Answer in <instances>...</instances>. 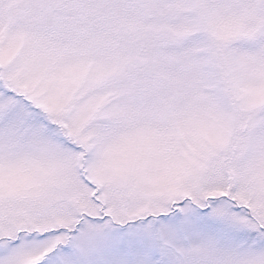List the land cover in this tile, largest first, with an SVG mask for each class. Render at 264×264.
Listing matches in <instances>:
<instances>
[{"label": "snow or ice", "instance_id": "1", "mask_svg": "<svg viewBox=\"0 0 264 264\" xmlns=\"http://www.w3.org/2000/svg\"><path fill=\"white\" fill-rule=\"evenodd\" d=\"M0 264H264V0H0Z\"/></svg>", "mask_w": 264, "mask_h": 264}]
</instances>
